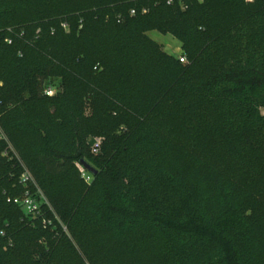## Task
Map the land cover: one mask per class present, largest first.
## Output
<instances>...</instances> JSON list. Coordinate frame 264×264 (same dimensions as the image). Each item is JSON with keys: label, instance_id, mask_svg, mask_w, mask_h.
<instances>
[{"label": "trees", "instance_id": "trees-1", "mask_svg": "<svg viewBox=\"0 0 264 264\" xmlns=\"http://www.w3.org/2000/svg\"><path fill=\"white\" fill-rule=\"evenodd\" d=\"M149 30L177 36L186 61ZM263 56L264 0H0V124L80 249L38 244L58 221L14 223L11 211H24L3 191L20 166L0 140V242L12 240L0 264L143 262L122 238L94 256L84 236L95 223L147 224L180 248L212 243L219 257L208 264H264ZM93 137L102 144L89 158ZM160 144L168 168L146 157ZM81 159L99 168L85 196L47 188ZM211 183L208 214L199 184Z\"/></svg>", "mask_w": 264, "mask_h": 264}, {"label": "rangeland", "instance_id": "rangeland-1", "mask_svg": "<svg viewBox=\"0 0 264 264\" xmlns=\"http://www.w3.org/2000/svg\"><path fill=\"white\" fill-rule=\"evenodd\" d=\"M147 35L156 41L168 54L177 58L185 57L187 59L182 47V42L177 36L172 34H163L158 30H149L147 31ZM0 126L3 129L1 124ZM15 135L20 143L26 144L29 147V137L20 133H16ZM0 140L2 139L0 138ZM91 140L93 141L94 137ZM4 150L2 151L1 156L7 158L8 160L17 161L18 165L20 166L21 175V161L24 164L25 162L21 158L17 148L14 147L15 152L8 155L4 152ZM87 156L89 158L97 157V154H95L92 150V144H89ZM146 157L149 158V162L151 164L158 162L159 165L161 164L165 168H168L175 163L164 144H160L154 148H151L149 151V157L148 155H146ZM91 164L93 163L91 162ZM80 166L81 165L77 162L76 169H72L57 177L48 178L46 181L47 188L61 190L67 196H71L73 198L77 197V199L85 196L86 192L94 186L95 175L88 171L90 174V179L86 180L83 178L81 171L82 166ZM93 166L97 168V170L99 169L96 165L93 164ZM20 175L17 182H15L16 180L13 179V177H10L12 178V181L8 187V190L3 191V195L5 197L17 194L19 185L21 186L19 183ZM3 176L4 174L0 173V185H2ZM212 184L214 185V183H211V185L199 184V189L203 198L205 200L207 198L205 205L208 214H212L214 212V205L216 201V196L213 191L214 186ZM116 185L119 186V189L122 187L121 182L116 183ZM99 194L100 190L94 192L92 197L86 200L85 205L92 204L94 201H96ZM11 214L14 218V223L22 219L23 221L25 220L24 223L27 224L28 227L33 225V223L30 222V219L26 218L24 214L22 215L21 212H15L12 210ZM63 226L66 228L62 227L61 230L59 229L58 231H55L56 233L47 232L46 235L38 238V244H41L45 247L48 245V242L52 240L62 244L64 247L74 248L76 250L75 252L79 253L80 249L76 240H74L67 226L65 224H63ZM87 231V235L84 236L85 242L90 248V252L94 253V256L96 257L102 256L107 251L109 245L113 242H116V240H119L120 238L124 239L126 245L132 250H142L144 260L141 264H208V262L211 260H215L219 257L218 248L212 243L200 244L184 240L185 242L180 244V248L177 244H174L172 239L166 237L158 230L147 224H141L140 226H135L134 228L117 231L110 229L108 226H104L102 223H95L91 225ZM3 233L4 229L0 227V234ZM27 238L25 237V239ZM11 241L12 240H10V237L8 240H2L0 242V247H2L3 250H6L8 248V242ZM27 242L34 244L30 241ZM11 260V264H14L15 262H20L22 264L28 263L26 258L23 259L18 255H14ZM86 264H89V262Z\"/></svg>", "mask_w": 264, "mask_h": 264}, {"label": "built area", "instance_id": "built-area-1", "mask_svg": "<svg viewBox=\"0 0 264 264\" xmlns=\"http://www.w3.org/2000/svg\"><path fill=\"white\" fill-rule=\"evenodd\" d=\"M248 1H252V0H248ZM132 13H134V10H132ZM6 42L11 44L12 38H7ZM180 61L185 62L186 58L180 57ZM45 93L48 96H52L56 93V90L54 87L49 86L45 89ZM0 138L6 142V147L4 152L7 155L14 153L15 152L14 146L10 141V139L8 138L5 131H3V129L1 128V126H0ZM91 144H92L93 152L95 154H98L101 149V144H102L101 139L94 138ZM21 166H22V172L19 178V183L22 185L24 190L19 195L7 196L6 197L7 202L21 207L26 217H28L30 220H37V219L41 220L44 228L53 226L55 221H58L62 225V227H65L63 226L59 216L56 214L53 206L49 202L45 193L39 186L32 171L22 161H21ZM81 171L83 178L89 180L90 179L89 172L84 167L81 168ZM48 212H50L53 215V218L48 215Z\"/></svg>", "mask_w": 264, "mask_h": 264}, {"label": "water", "instance_id": "water-1", "mask_svg": "<svg viewBox=\"0 0 264 264\" xmlns=\"http://www.w3.org/2000/svg\"><path fill=\"white\" fill-rule=\"evenodd\" d=\"M79 164L93 175L98 173V170L85 159H81Z\"/></svg>", "mask_w": 264, "mask_h": 264}]
</instances>
